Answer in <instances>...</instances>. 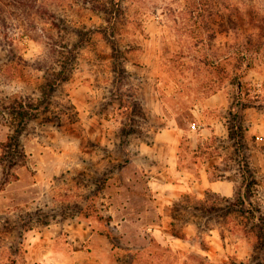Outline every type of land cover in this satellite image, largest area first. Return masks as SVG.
Returning a JSON list of instances; mask_svg holds the SVG:
<instances>
[{"label":"rangeland","instance_id":"1","mask_svg":"<svg viewBox=\"0 0 264 264\" xmlns=\"http://www.w3.org/2000/svg\"><path fill=\"white\" fill-rule=\"evenodd\" d=\"M246 64L264 69V0H0V264H264L238 211L264 216V144L249 131L264 95ZM219 91L227 109L200 107ZM211 116L225 119L193 149L190 124ZM164 128L181 133L177 168L205 166L233 193L169 199Z\"/></svg>","mask_w":264,"mask_h":264},{"label":"crops","instance_id":"2","mask_svg":"<svg viewBox=\"0 0 264 264\" xmlns=\"http://www.w3.org/2000/svg\"><path fill=\"white\" fill-rule=\"evenodd\" d=\"M251 72L252 71L248 72L246 77L249 80L252 91L256 92L255 85L259 83L261 87H258L257 90H259L261 94L264 95V69H262L261 72H256L254 75ZM229 105L230 100L228 99L227 93L225 91L224 93L222 91H219L206 97L200 107L202 109L203 107H205L208 111L209 109H214L217 107L227 109ZM197 113L199 115L203 114L200 110H198ZM220 118L221 116H211L203 119L202 123L199 121L197 123L193 121V123L190 124V128L188 129V131L191 133H195V140L191 142V147L193 149L197 147V141L200 139V137L206 138L207 135H211L212 133H216L217 131H219V128H217V122H220ZM222 118L225 119L224 116ZM250 120L251 126L249 128V131L255 134V138L259 143L264 144V112L253 115ZM156 138L160 141V143L167 144L173 151L172 159L169 160L168 168L159 172V175L161 173V175L164 176L162 178L160 175V178L163 181V183L161 184V186L164 187L163 189L170 188L174 190L172 191V194L169 195V199L176 198L180 194L190 189L197 188L198 190V187L199 190L207 189L216 192H222L226 196H230L233 193V185L231 184V182L209 178L205 166L203 167V169L199 170L198 178H196L194 176V173L192 171L190 172L188 169L177 168V158L180 151L181 133L178 134L177 132L175 133L173 129L164 128L157 133ZM161 180L158 179V181L160 182ZM151 185L155 190H158L157 193L160 194V185L158 184V182L152 180Z\"/></svg>","mask_w":264,"mask_h":264},{"label":"trees","instance_id":"3","mask_svg":"<svg viewBox=\"0 0 264 264\" xmlns=\"http://www.w3.org/2000/svg\"><path fill=\"white\" fill-rule=\"evenodd\" d=\"M85 38V35L82 37L81 39ZM113 49V47H112ZM114 52H113V56H114ZM67 58V56L65 57ZM251 68L250 64H246L244 67V72L243 74L246 75L248 70ZM238 69H240L239 67H234L233 71H237ZM240 83H239V88H240ZM238 103V102H237ZM137 110H130L129 112L125 113V117L128 118V120L131 122V124L134 123V117H135V113ZM135 112V113H134ZM23 113V112H22ZM232 119H231V125L229 126V137L232 140L233 146H234V151L236 152L237 155V160L238 163L240 165V169H241V176H242V180L245 183L244 188L245 191L249 190L251 188V186L254 183V175H253V171L251 169V167L249 166V161L247 159V157L245 156V142H244V131H245V127L242 123V120L237 119V112H233L232 114ZM126 129V125H123L122 130ZM130 130H124V134H129ZM223 200L227 201L228 198L227 197H223ZM239 204H242V201H239ZM214 208V205H210L208 207L209 210H212ZM239 213L241 215H243L244 213L247 214V218L255 221V223H257V227H258V231L256 232V238L257 241L259 243V252H262V257L264 256V216L263 215H258L257 217L254 215L253 211H250L249 209H238ZM257 257L259 258L260 256L257 255ZM260 259V258H259ZM222 264H228L227 262H223ZM229 264H234L232 262H230ZM239 264H248V263H243V262H239ZM255 264H263V262L261 260H259V262L255 263Z\"/></svg>","mask_w":264,"mask_h":264}]
</instances>
